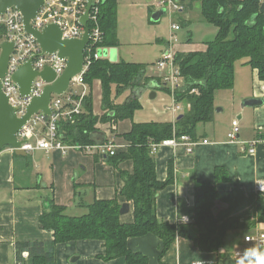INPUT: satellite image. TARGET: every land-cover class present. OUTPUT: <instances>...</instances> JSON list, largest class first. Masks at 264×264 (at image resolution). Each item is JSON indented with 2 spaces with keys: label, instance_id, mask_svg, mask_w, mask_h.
I'll return each mask as SVG.
<instances>
[{
  "label": "trees",
  "instance_id": "1",
  "mask_svg": "<svg viewBox=\"0 0 264 264\" xmlns=\"http://www.w3.org/2000/svg\"><path fill=\"white\" fill-rule=\"evenodd\" d=\"M183 1L180 3L184 5ZM95 6L104 33L103 46L118 47V0H101ZM260 6V0H201L203 18L215 24L219 33L204 50L176 53V63L184 80L177 100L187 105L183 117L175 122L133 121L131 130L123 134L129 142L128 148L107 156L113 165L125 160L133 162L131 172H121L125 185L120 192V199L133 204V221H122L123 202L119 198L95 199L84 206L86 212L81 215H70L66 206L52 202L39 220L42 228L52 232L53 238L16 242L19 264H57L59 243L88 239L103 242L105 250L99 257L106 261L124 258L126 264H148L146 254L128 245L130 238L148 234L162 240L159 258L160 264H166L162 258L178 237L191 240L202 252H217L223 247L229 231H253L258 223L264 222V193H247L240 186L221 190L215 181L197 184L194 207L188 210L191 223L159 219L157 197L172 183L173 177L170 171L166 180L158 179L149 146L150 141L160 142L171 137L174 131L196 137L198 124L213 120L216 92L233 88L237 61L246 59V65L257 69L259 78L264 80V13L260 12ZM89 26L92 28V22ZM2 41L3 29H0V49ZM145 74L142 64L122 59L93 62L84 79L91 88L95 81L101 82L105 113L96 115L92 94L86 95L83 111L75 117V122H60L63 141L92 143L99 121L115 124L123 119L133 120L136 110L142 106L138 96H130L123 103H118L117 99L130 88L145 87L142 84ZM193 89L196 92L191 93ZM225 175V170L218 168L217 182Z\"/></svg>",
  "mask_w": 264,
  "mask_h": 264
},
{
  "label": "crops",
  "instance_id": "2",
  "mask_svg": "<svg viewBox=\"0 0 264 264\" xmlns=\"http://www.w3.org/2000/svg\"><path fill=\"white\" fill-rule=\"evenodd\" d=\"M206 47L207 45L202 50ZM111 56L110 51L109 58ZM116 56V61H119L117 52ZM246 61L239 66L249 70L242 74L243 70L236 71L233 88L216 92L215 107H219L216 116L197 128L195 138L208 139L209 143L199 144L193 153H187L183 147H162L154 156L158 179L166 180L170 171L173 177L172 183L158 194L159 219L180 223L181 216L189 215L188 210L194 207L199 183L215 181L217 188L221 190H232L240 186L247 193H259L256 192V185L264 181V101L261 105L245 108L241 101L249 97L264 100V80L259 78L257 69L246 65ZM100 84L99 80L95 81V88H101ZM164 89L169 93L167 88ZM142 91V87L130 88L117 101L123 103L130 96H139ZM226 110L229 116L233 115L232 122L235 119L239 121L238 141L229 139L233 125H225L224 122L222 127L218 125L220 112ZM104 113L102 107H96V115ZM171 114L168 119L151 121L174 122ZM133 121L134 118L123 119L115 124L99 121L96 130L106 136L115 133L118 140L126 141L123 134L131 130ZM255 140H258L256 152L250 154L248 143ZM218 168H223L226 175L217 182ZM132 170L131 160L113 165L107 156L96 152L83 154L70 151L62 154L59 151H41L21 156L6 147L0 152V264H19L16 254L18 241L53 238L52 232L42 228L39 220L52 202L66 206V212L70 215H81L86 212L84 206L95 199H120V192L125 185L121 172ZM120 200L124 202L123 199ZM238 212H242V208ZM121 219L123 222L133 221L132 203L130 211L122 215ZM257 232H264V222L258 223L253 231H229L223 247L217 252H202L191 240L178 237L162 261L166 264H192L196 261L207 264H238L234 256L236 250L246 252L257 248L264 251V245L258 247L245 241L247 235ZM128 245L132 250L146 254L149 257L148 264H160L162 240L159 237L153 234L132 237L128 240ZM104 250L103 242L99 240L59 243L57 264H126L124 258L108 261L100 258L99 255Z\"/></svg>",
  "mask_w": 264,
  "mask_h": 264
},
{
  "label": "built area",
  "instance_id": "3",
  "mask_svg": "<svg viewBox=\"0 0 264 264\" xmlns=\"http://www.w3.org/2000/svg\"><path fill=\"white\" fill-rule=\"evenodd\" d=\"M101 0H95V5ZM261 2L263 0H260ZM160 7L166 6L172 10L184 11V5L176 0H160ZM93 6L88 21L92 22L90 27V41L86 46L84 53V65L81 73L72 78L69 89L62 95H51L50 107L52 114L47 115L39 111L31 116L23 128L18 132V140L22 142L21 148L28 153H33L37 149L43 151H59L67 154L70 150L79 152H96L103 156H114L120 150H125L129 142L120 141L114 134L106 136L102 144L94 142L82 143H65L59 132V124L62 120L75 122V117L83 111V99L87 94L88 88L84 75L90 69L93 62L103 58L109 59L111 47L103 46L104 33L100 26L98 18V8ZM87 8V0H45L42 8L32 21L35 28L42 30L51 23H56L62 30L64 39L81 38L85 27L81 24L80 19ZM0 29H3V40L14 42V50L10 55L7 72L2 79L3 90L9 97L10 103L17 109L19 116L26 113L27 107L33 98L41 96L48 82L40 75H37L33 81L31 92L28 95H22L17 85L14 75L19 66L32 59L33 68L36 71H43L49 66L59 77L66 69L67 58H62L58 53H42L38 40L25 30L23 16L17 8H9L4 13H0ZM181 25L172 23L170 48L162 59L157 63L161 70L162 79L156 82L158 86L167 88L172 97L173 103L168 106V110L174 116V122L178 115L187 109L183 101H178L177 96L184 87V80L181 69L176 63V52L173 49L174 44L178 41V34ZM105 52H108L107 54ZM80 89V90H79ZM196 92L195 89L191 93ZM233 129L229 133L231 141H238L239 138V121L232 122ZM201 143H209L208 139H197L188 134H177L175 131L171 137L165 138L160 142L150 141V152L156 155L162 147H183L187 153H193L195 148ZM258 140L249 142L248 153L256 152ZM10 150L15 152V148L9 146ZM256 192L264 193V181L256 185ZM180 223H191L192 218L189 215L180 217ZM245 241L254 243L256 246L264 245V232H257L254 235H247ZM245 252L236 250L234 256L237 262L243 257ZM247 261H245L246 263ZM192 264H207L202 261H196Z\"/></svg>",
  "mask_w": 264,
  "mask_h": 264
},
{
  "label": "rangeland",
  "instance_id": "4",
  "mask_svg": "<svg viewBox=\"0 0 264 264\" xmlns=\"http://www.w3.org/2000/svg\"><path fill=\"white\" fill-rule=\"evenodd\" d=\"M159 2L160 0H118L117 34L119 46L113 47V49L118 53L120 60L142 64L146 70L142 83L145 87L138 96L142 106L134 114V121L136 122L151 121L158 118L168 119L170 117L171 113L167 110L168 106L173 103L172 97L164 87L157 88L160 86L156 85V82L159 78L162 79V73L157 63L170 48L172 23L181 25V29L176 32L178 41L173 46L176 53L179 50H202L209 41L216 39L219 33V28L215 24L203 18L201 0H184V11L172 10L168 7L166 14L162 15L158 21H152L153 12L160 8H166V6L160 7ZM103 59L107 60L108 58ZM245 60L241 59L236 63V71L243 70L241 74L249 70V68L243 69L239 66ZM151 80H156L155 84ZM87 88L89 91L86 95L92 94L95 113L96 107L98 109L102 107L101 88L100 86L95 88L94 84L92 87L94 91L89 84H87ZM153 92L156 93L155 97H152ZM218 108L215 107L214 116L219 111ZM232 117L233 115L229 116L228 110L220 112L217 119L218 125L222 127L223 122L225 125L227 123L232 125ZM203 124L205 123H199L197 128ZM82 153L89 154L91 152Z\"/></svg>",
  "mask_w": 264,
  "mask_h": 264
},
{
  "label": "water",
  "instance_id": "5",
  "mask_svg": "<svg viewBox=\"0 0 264 264\" xmlns=\"http://www.w3.org/2000/svg\"><path fill=\"white\" fill-rule=\"evenodd\" d=\"M180 2L181 0H176ZM45 0H0V13H4L9 8H17L23 16L25 30L32 34L39 42L42 53H58L60 57L67 58V66L65 71L57 77V74L49 66L43 71H36L33 68L32 59L19 66L14 75V79L19 86L22 95H28L31 92L33 81L37 75L43 77L48 85L41 96L33 98L27 107L26 113L19 116L17 109L10 103L9 97L3 90L2 79L7 72L10 55L14 50V42L3 40L0 49V152L6 147L15 148V153L21 156H28V152L21 148L22 142L18 140V132L23 128L31 116L39 111L47 115L52 114L50 107L51 95H62L70 86L73 77L78 75L83 70L84 53L87 44L90 41V28L88 21L92 7L95 5V0H87V8L80 19L81 24L85 27L81 38L64 39L62 30L56 23H51L45 26L42 30L35 28L32 21L42 8ZM260 12L264 13V0L261 2ZM167 13V9L160 8L153 12L151 20L158 21L162 15ZM111 61H116V51L111 49ZM106 54L108 52H105ZM156 93H152L155 97ZM262 98L249 97L242 101V107H255L263 103ZM183 117V114L179 118ZM101 136H93V141L96 144H102L105 141L106 135L102 132H96ZM43 150L37 149L35 152ZM131 203L123 202L120 214L124 215L130 211Z\"/></svg>",
  "mask_w": 264,
  "mask_h": 264
},
{
  "label": "clouds",
  "instance_id": "6",
  "mask_svg": "<svg viewBox=\"0 0 264 264\" xmlns=\"http://www.w3.org/2000/svg\"><path fill=\"white\" fill-rule=\"evenodd\" d=\"M264 264V251L257 248L246 251L243 257L238 261V264Z\"/></svg>",
  "mask_w": 264,
  "mask_h": 264
},
{
  "label": "flooded vegetation",
  "instance_id": "7",
  "mask_svg": "<svg viewBox=\"0 0 264 264\" xmlns=\"http://www.w3.org/2000/svg\"><path fill=\"white\" fill-rule=\"evenodd\" d=\"M154 82H155V80H153V82H152V83H153V84H155Z\"/></svg>",
  "mask_w": 264,
  "mask_h": 264
}]
</instances>
